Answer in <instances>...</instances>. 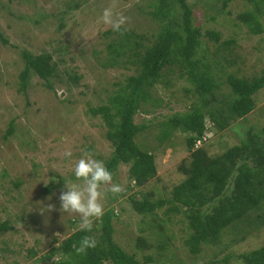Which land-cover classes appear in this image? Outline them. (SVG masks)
<instances>
[{"label": "rangeland", "instance_id": "obj_1", "mask_svg": "<svg viewBox=\"0 0 264 264\" xmlns=\"http://www.w3.org/2000/svg\"><path fill=\"white\" fill-rule=\"evenodd\" d=\"M186 1L195 24L203 31L220 33L218 42L202 38L201 43L207 59L213 61L212 73L219 82L217 97L230 90L227 75H259L264 69V18L260 17L263 30L258 34L239 18L253 10L252 3ZM152 2L0 0V34L7 39L3 43L0 38V218L10 226L0 233V264H59L68 258L61 250L49 254L80 223L79 214L60 210L59 196L66 190L65 181L79 183L73 168L85 153L105 162L113 151L101 114L94 115L89 108L107 103L108 96L124 83L134 67L126 55L119 57L115 65L107 61L106 45L121 33L99 18L105 7L114 6L115 11L130 17L125 28L136 34L131 40L146 46L160 26L149 14ZM107 30L112 32L105 35ZM224 41L228 44H222ZM23 49L52 56L56 63L55 74L49 79L52 88L33 74L21 87ZM185 88L192 85L175 66L165 70L163 78L150 88V99L142 103L134 120L145 125L136 142L154 154L156 175L145 185L136 186L128 176V165L119 163L112 172L113 183L125 190L119 194L107 192L102 201L104 211L113 210L114 240L138 258L150 254L155 264H243L239 254L264 242V204L226 226L214 240L202 242L198 252L193 253L184 243L189 232L184 213L165 220L166 206L157 209L155 217L164 223L158 232L149 226L150 216L136 213L129 201V195L140 198L147 193L152 199L169 196L173 186L186 177L181 166L190 160L185 142L189 132L182 125L166 123L173 114L191 110L197 94L187 93ZM254 99V109L224 129H217L207 116L206 131L197 146L209 156H216L237 144L248 129L258 131L264 125V86ZM9 126L11 133H7ZM68 150L71 157L64 156ZM48 205L54 208L48 210ZM97 221L94 219V223ZM138 236L150 245L147 249L136 246Z\"/></svg>", "mask_w": 264, "mask_h": 264}, {"label": "trees", "instance_id": "obj_2", "mask_svg": "<svg viewBox=\"0 0 264 264\" xmlns=\"http://www.w3.org/2000/svg\"><path fill=\"white\" fill-rule=\"evenodd\" d=\"M248 1L253 10L240 14L239 18L252 33L258 34L263 30L260 17L264 18V0ZM151 6L150 16L160 22L153 40L144 46L131 40L136 34L123 31L120 37L107 43V61L115 65L119 57L126 55L127 61L134 65L133 72L108 96L107 103L89 110L94 115L101 114L106 126L105 136L113 147L111 157L104 162L106 167L113 172L119 163L127 164V173L134 185L143 186L156 175L157 169L154 154L136 142L145 125L135 122L134 116L142 103L150 99V88L170 67L175 66L192 85V88H185L187 93L193 91L197 94L191 110L185 114H173L166 122L173 127L182 125L189 132L185 142L190 160L181 166L186 177L173 186L169 196L152 199L147 193L140 198L129 195V201L136 213L150 216L149 226L158 232L164 223L155 217L157 209L166 206L163 211L165 220L184 213L189 228L184 243L195 253L202 242L214 240L226 226L264 204V125L256 132L248 129L237 144L216 156H209L203 147L197 146L206 131L207 116L217 129H224L231 121L254 109V95L264 86V69L251 78L227 75L230 90L219 99L216 95L219 82L212 73L213 61L207 59L201 43L202 38L218 42L220 33L213 29L203 31L195 24L186 0H153ZM110 32L107 30L104 34ZM0 38L7 43L2 34ZM223 43L228 44V41ZM21 54L24 59L19 73L21 87L33 74L52 88L49 79L56 70L52 56L49 53L33 54L26 49L21 50ZM11 131L12 126H9L7 133ZM167 133L164 130V134ZM112 214V208L104 211L91 232L75 228L58 246L52 247L49 254L61 250L68 256L59 264H155L150 254L138 258L114 240ZM262 218L264 220V208ZM9 227L8 222L0 218V233ZM85 235L94 237L97 246L77 254L73 246L78 247ZM136 246L147 249L150 245L138 236ZM238 257L243 264H264V242Z\"/></svg>", "mask_w": 264, "mask_h": 264}, {"label": "clouds", "instance_id": "obj_3", "mask_svg": "<svg viewBox=\"0 0 264 264\" xmlns=\"http://www.w3.org/2000/svg\"><path fill=\"white\" fill-rule=\"evenodd\" d=\"M99 21L111 26L115 32L126 31L125 25L129 23L130 17L122 12L114 10V6L103 9ZM64 156L71 157L70 150L64 152ZM75 180L77 182L65 181V189L59 196L61 212L77 213L80 217L79 227L81 231L91 232L94 227V219H99L104 214L103 198L107 192L119 194L125 189L119 183H113V173L106 167L102 160L93 158L90 153H85L73 168ZM109 186L102 188L101 186ZM48 210L54 205H48ZM97 240L85 235L81 238L77 247L74 245L77 254L86 252L89 248H96ZM56 261V258L53 257Z\"/></svg>", "mask_w": 264, "mask_h": 264}]
</instances>
